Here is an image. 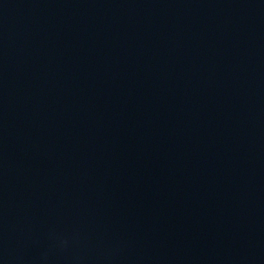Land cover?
<instances>
[{"label":"water","instance_id":"1","mask_svg":"<svg viewBox=\"0 0 264 264\" xmlns=\"http://www.w3.org/2000/svg\"><path fill=\"white\" fill-rule=\"evenodd\" d=\"M0 264H264V0H0Z\"/></svg>","mask_w":264,"mask_h":264}]
</instances>
